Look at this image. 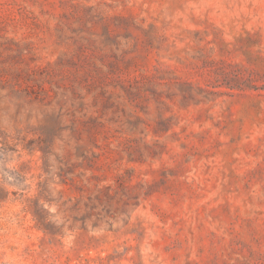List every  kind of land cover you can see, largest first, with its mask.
<instances>
[{"label":"rangeland","instance_id":"1","mask_svg":"<svg viewBox=\"0 0 264 264\" xmlns=\"http://www.w3.org/2000/svg\"><path fill=\"white\" fill-rule=\"evenodd\" d=\"M0 264H264V0H0Z\"/></svg>","mask_w":264,"mask_h":264}]
</instances>
